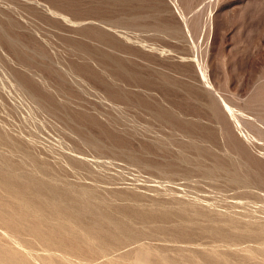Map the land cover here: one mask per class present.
Here are the masks:
<instances>
[{
  "label": "rangeland",
  "instance_id": "obj_1",
  "mask_svg": "<svg viewBox=\"0 0 264 264\" xmlns=\"http://www.w3.org/2000/svg\"><path fill=\"white\" fill-rule=\"evenodd\" d=\"M0 174V264H264V0H0Z\"/></svg>",
  "mask_w": 264,
  "mask_h": 264
},
{
  "label": "bare ground",
  "instance_id": "obj_2",
  "mask_svg": "<svg viewBox=\"0 0 264 264\" xmlns=\"http://www.w3.org/2000/svg\"><path fill=\"white\" fill-rule=\"evenodd\" d=\"M116 26H118V25H116ZM101 31H102V30H101ZM23 107H24V106H23ZM29 109H30V108H29ZM29 111H30V110H29ZM4 133H5V132H4ZM6 133H7V132H6ZM33 138H34V137H33ZM30 140H32V138H31ZM30 140H29V141H30ZM29 141H28V142H29ZM37 141H39V140H37ZM39 142H40V141H39ZM36 144H37V143H36ZM47 146H48V148H49L50 145H47ZM51 146H52V145H51ZM53 147H54V146H53ZM50 148H51V147H50ZM46 149H47V148H46ZM54 149H55V148H54ZM48 150H50V149H48ZM52 150H53V149H52ZM55 150H56V149H55ZM50 152H52V151H50ZM55 152H56L55 154H58V153H57V150H56ZM52 153H53V152H52ZM11 172H12V171H11ZM7 173H8V172H7ZM5 174H6V173H5ZM0 175H1V174H0ZM9 175H11V174H9ZM12 176H13V175H12ZM1 177H2V176H1ZM1 177H0V178H1ZM6 177H7V176H6ZM14 177H15V176H14ZM3 178L6 179L5 177H3ZM3 178H2V179H3ZM10 178H11V176H10ZM4 179H3V181H4ZM16 179H17V178H16ZM19 179H20V178H19ZM0 180H1V179H0ZM12 181H13V180H12ZM19 181H20V180H19ZM21 181H22V180H21ZM21 181H20V182H21ZM26 181H27V180H26ZM30 181H31V180H30ZM8 182H9V181H8ZM8 182H7V183H8ZM14 182H15V181H14ZM12 183H13V182L8 183V184H12ZM21 183H22V182H21ZM27 183H28V182H27ZM29 183H30V182H29ZM3 184H4V182L2 183V186H3ZM18 184H19V183H18ZM23 184H24V183H23ZM23 184H20V186H21V185L23 186ZM31 184H32V183H31ZM12 185H13V184H12ZM14 185H15V184H14ZM16 185H17V184H16ZM28 185H29V184H28ZM5 186L7 187L8 185L5 184ZM5 186H4V187H5ZM26 186H27V185H26ZM10 187H11V186H10ZM10 187H9V188H10ZM43 187H44V185H43ZM9 188H7V189L4 188V189L8 191ZM14 188H15V187H14ZM17 188H19V187H16V190H17ZM20 188H21V187H20ZM23 188H24V187H23ZM9 190H13V188H12V189L10 188ZM25 190H26V189L24 188L23 191H25ZM38 190H39V189H38ZM19 191H21V189H20V190L18 189L17 192H19ZM23 191H22V192H23ZM40 191H41V190H40ZM8 192H9V191H8ZM12 193H13V191H12ZM15 193H16V192H15ZM23 193H24V192H23ZM166 193H167V192H166ZM20 194H22V193H20ZM82 194H84V193H82ZM16 195H17V193H16ZM52 198H53V197H52ZM50 200H51V199H50ZM22 204H23V203H21L20 206H21ZM46 204H47V203H46ZM25 205H27V204H25ZM17 207H18V205H17ZM21 207H22V206H21ZM32 209H33V208H32ZM224 210H225V209H224ZM230 210H231V209H230ZM233 210H234V209H233ZM259 210H260V209H259ZM31 211H32V210H31ZM236 211H237V210H236ZM240 211H241V210H240ZM35 212H36V211H35ZM220 212H221V211H220ZM253 212L255 213V211H253ZM36 213H37V212H36ZM251 213H252V212H251ZM18 214H19V213H18ZM22 214H23V213H22ZM22 214H21V215H22ZM21 215H18V216H21ZM57 215H58V214H57ZM220 215H221V214H220ZM244 215H245V214H244ZM257 215H258V214H256V216H257ZM259 215H260V214H259ZM38 216H40V214H38ZM229 216H230V215H229ZM230 217H231V216H230ZM33 218H34V217H33ZM36 218L38 219V217H36ZM239 218H240V217H239ZM39 219H40V217H39ZM41 219H42V218H41ZM41 219H40V220H41ZM248 219H249V218H248ZM235 221H236V220H235ZM245 221H246V220H245ZM247 221H248V220H247ZM38 222H39V221H37V223H38ZM34 223H35V222H34ZM236 223H237V221H236ZM249 224H250V223H249ZM254 224H255V223H254ZM32 225H33V224H32ZM118 225H119V224H118ZM33 227H34L35 229H37V227H35V226H33ZM118 227H119V226H118ZM254 227H255V226H254ZM73 228H74V227H73ZM114 228H115V227H114ZM54 229H55V228H54ZM60 229H61V228H60ZM56 230H57V227H56ZM261 230H262V229H261ZM34 231H35V230H34ZM54 232H55V231H54ZM58 232H59V231H58ZM58 232H57V233H58ZM72 232H73V231H72ZM116 232H117V231H116ZM116 232H115V233H116ZM32 233H33V232H32ZM74 234H75V233H74ZM76 234H77V232H76ZM36 235H37V234H36ZM56 235H57V234H56ZM60 235H61V234H60ZM37 236H38V235H37ZM48 236H49V235H48ZM75 236H76V235H75ZM258 237H259V236H258ZM81 238H82V236H81ZM61 239H62V238H61ZM112 239H113V238H112ZM87 240H88V239H87ZM108 240H109V239H108ZM114 241H115V240H114ZM89 242H90V241H89ZM87 245H89V244H87ZM93 245H94V244H93ZM94 249H95V248H94ZM250 251H251V250H250ZM13 253H14V252H13ZM100 253H101V252H100ZM14 254H16V253H14ZM150 254H151V253H150ZM16 256H17V255H16ZM247 256H248V255H247ZM146 257H147V256H146ZM14 258H15V257H14ZM18 259H19V258H18ZM144 259H145V258H144ZM13 260H14V259H13ZM19 260H20V259H19ZM13 262H14V261H13ZM66 263H68V261H67ZM66 263H65V264H66ZM70 263H71V262H70ZM70 263H69V264H70ZM71 264H72V263H71ZM109 264H110V263H109ZM116 264H117V263H116Z\"/></svg>",
  "mask_w": 264,
  "mask_h": 264
}]
</instances>
